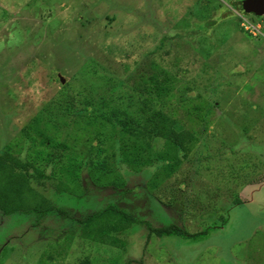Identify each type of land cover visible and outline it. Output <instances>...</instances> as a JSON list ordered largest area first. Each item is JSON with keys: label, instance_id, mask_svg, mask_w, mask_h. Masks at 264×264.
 Masks as SVG:
<instances>
[{"label": "rangeland", "instance_id": "rangeland-1", "mask_svg": "<svg viewBox=\"0 0 264 264\" xmlns=\"http://www.w3.org/2000/svg\"><path fill=\"white\" fill-rule=\"evenodd\" d=\"M245 1L0 0V157L8 148L15 153L0 158V203L21 180L13 169L33 146H21L28 126L107 161L129 135L104 125L85 99L98 96L102 76L111 78V93L121 96L116 103L132 104L129 113L139 117L144 93L119 77L153 55L160 59L163 35L187 58L204 57L200 68L190 69L198 91L187 94L192 105L218 107L193 160L173 175L157 163L137 173L120 163L112 168L124 188H100L84 177V196L73 197L56 194L49 181L46 197L60 212L44 218L0 213V264H264V16L242 14ZM244 123L255 143L242 137ZM221 144L229 146L225 154ZM166 148L156 146L161 153ZM235 150L254 153L256 165L237 161ZM111 207V224L96 218ZM102 225L111 226L118 247L98 242ZM167 226L207 236H156Z\"/></svg>", "mask_w": 264, "mask_h": 264}, {"label": "trees", "instance_id": "trees-1", "mask_svg": "<svg viewBox=\"0 0 264 264\" xmlns=\"http://www.w3.org/2000/svg\"><path fill=\"white\" fill-rule=\"evenodd\" d=\"M164 36L166 35L162 36L158 48V51L164 54L158 55L160 59L153 55L146 60L148 63H138L134 68H132L133 66L126 67V75L119 77L123 82L130 84L135 91L144 93L143 100L138 102L137 109L139 108L141 112L139 117L129 113V109L134 108L132 104H126L123 100L120 104L116 103V98L121 96L111 93L109 86H114L111 78L102 76V85H98V90L101 92V94L98 92V98L90 96L85 99V108H93V113L104 122V125L119 128L123 133L129 135L128 139L107 155L106 162H98L90 153H82L70 148L67 144L57 143L53 137L32 126L26 127L22 131L25 137L21 141V144L23 143L21 146H25L27 142H31L33 146L27 152V159L25 158L24 161L17 159L15 162L13 172L18 174L21 180L11 186L9 192L4 196L0 203V213L4 216L36 214L40 218H44L49 214L60 212L54 203L46 197V185L49 181L54 183L50 190L52 189L56 194L82 197L84 196V177L100 188L110 186L124 188L126 186L125 179L112 168L120 163L127 165L135 173L157 163L160 167L165 168L166 173L173 175L172 173L178 169V166L193 160L194 150L198 144L204 142L208 129L217 122V118L214 116L217 114L218 107L216 104L208 106L206 103L192 105V97L187 94L189 91H197V89H194L196 86L189 81L193 77V70L196 67L200 68V59H204V57L198 58V54H193L192 58H187L186 54L183 55L177 50L169 48L167 45L172 39L163 38ZM172 41L170 43L173 48L178 49V46ZM185 61L187 62L185 63ZM198 97L201 96L198 95ZM190 107L193 108L192 111L189 109ZM207 107L209 108L207 109ZM105 109L112 110V112H106ZM205 111L208 115L207 118L204 117ZM249 131V127L245 123L242 124V137L253 142ZM31 132L36 134L40 140L37 141V138L30 137ZM159 144H165L167 147L162 153L156 150V146ZM206 144L208 145V143ZM206 144L204 143V145ZM220 148L225 154L229 146L221 144ZM231 148L235 147L231 145ZM10 151L11 149L8 148L1 155V162L15 154ZM21 153H23L22 147H20V155ZM233 154L237 161H242L244 157L247 163L251 161L252 165H256L253 162V158H257L254 153L235 150ZM218 157L219 155L213 159ZM205 162L211 164L212 158L206 157ZM201 164L202 161L199 165ZM208 168L209 165L206 169L208 170ZM245 168L249 167L246 165ZM160 174L162 175V173ZM162 176L166 178L168 175L163 174ZM161 181V178L155 180V184L152 185L154 191L157 186H160ZM241 182L244 185L248 183L245 177L241 179ZM155 199L159 200L156 197ZM241 202L242 200L238 198L235 204L241 205ZM170 206H173V203ZM110 209L102 212L96 218L101 221L105 219L111 224L115 214L111 213L114 211ZM117 214L131 219L124 212ZM83 227L87 229V223L84 222ZM121 228L119 229L121 230ZM154 233L158 237H179L191 241H198L207 236V233L202 232L190 234L177 226L162 227L155 230ZM111 237V226L100 227L98 242L118 247V242L111 240ZM79 264H90V260L86 259Z\"/></svg>", "mask_w": 264, "mask_h": 264}, {"label": "water", "instance_id": "water-1", "mask_svg": "<svg viewBox=\"0 0 264 264\" xmlns=\"http://www.w3.org/2000/svg\"><path fill=\"white\" fill-rule=\"evenodd\" d=\"M242 14H254L257 17L264 16V0H246L243 2L241 8ZM62 83H65V80L60 76Z\"/></svg>", "mask_w": 264, "mask_h": 264}, {"label": "built area", "instance_id": "built-area-1", "mask_svg": "<svg viewBox=\"0 0 264 264\" xmlns=\"http://www.w3.org/2000/svg\"><path fill=\"white\" fill-rule=\"evenodd\" d=\"M246 21V20H245ZM246 23H248L247 21H246ZM246 28V30H248L249 28H252L251 26H249V27H245Z\"/></svg>", "mask_w": 264, "mask_h": 264}, {"label": "flooded vegetation", "instance_id": "flooded-vegetation-1", "mask_svg": "<svg viewBox=\"0 0 264 264\" xmlns=\"http://www.w3.org/2000/svg\"><path fill=\"white\" fill-rule=\"evenodd\" d=\"M251 15H254V14H251Z\"/></svg>", "mask_w": 264, "mask_h": 264}]
</instances>
